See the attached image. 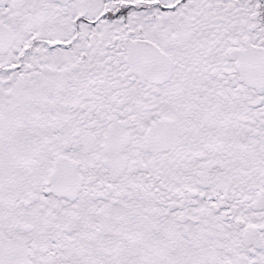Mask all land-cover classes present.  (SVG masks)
Returning a JSON list of instances; mask_svg holds the SVG:
<instances>
[{"label": "snow or ice", "instance_id": "6c2138e0", "mask_svg": "<svg viewBox=\"0 0 264 264\" xmlns=\"http://www.w3.org/2000/svg\"><path fill=\"white\" fill-rule=\"evenodd\" d=\"M0 264H264V0H0Z\"/></svg>", "mask_w": 264, "mask_h": 264}]
</instances>
